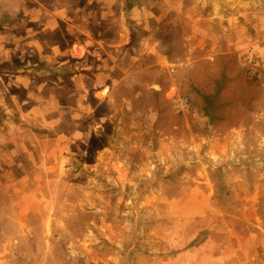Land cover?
<instances>
[{
  "label": "rangeland",
  "instance_id": "rangeland-1",
  "mask_svg": "<svg viewBox=\"0 0 264 264\" xmlns=\"http://www.w3.org/2000/svg\"><path fill=\"white\" fill-rule=\"evenodd\" d=\"M34 68L6 264H264V0H0V82Z\"/></svg>",
  "mask_w": 264,
  "mask_h": 264
},
{
  "label": "crops",
  "instance_id": "crops-1",
  "mask_svg": "<svg viewBox=\"0 0 264 264\" xmlns=\"http://www.w3.org/2000/svg\"><path fill=\"white\" fill-rule=\"evenodd\" d=\"M79 45L77 48L82 46ZM76 52L81 51L77 49ZM66 69L67 76L62 75L58 80L67 78L71 86L78 76H85L84 71H75L73 67ZM31 70L13 73L0 82V247H8V241H4L3 227L8 223L9 201L24 199L25 169L36 168V153L38 149L41 151L42 91L45 84L47 87L51 83L37 77L40 74L38 69ZM206 244L185 251L194 256L185 255L189 258L182 264H219L217 255L205 253ZM0 263H7L4 256L0 258Z\"/></svg>",
  "mask_w": 264,
  "mask_h": 264
},
{
  "label": "bare ground",
  "instance_id": "bare-ground-1",
  "mask_svg": "<svg viewBox=\"0 0 264 264\" xmlns=\"http://www.w3.org/2000/svg\"><path fill=\"white\" fill-rule=\"evenodd\" d=\"M81 54V53H80Z\"/></svg>",
  "mask_w": 264,
  "mask_h": 264
}]
</instances>
